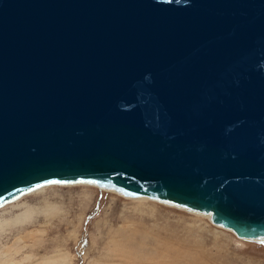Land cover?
<instances>
[{
    "label": "water",
    "instance_id": "1",
    "mask_svg": "<svg viewBox=\"0 0 264 264\" xmlns=\"http://www.w3.org/2000/svg\"><path fill=\"white\" fill-rule=\"evenodd\" d=\"M96 186L264 242V0H0V208Z\"/></svg>",
    "mask_w": 264,
    "mask_h": 264
},
{
    "label": "rangeland",
    "instance_id": "2",
    "mask_svg": "<svg viewBox=\"0 0 264 264\" xmlns=\"http://www.w3.org/2000/svg\"><path fill=\"white\" fill-rule=\"evenodd\" d=\"M0 264H264V242L148 199L50 186L0 210Z\"/></svg>",
    "mask_w": 264,
    "mask_h": 264
},
{
    "label": "bare ground",
    "instance_id": "3",
    "mask_svg": "<svg viewBox=\"0 0 264 264\" xmlns=\"http://www.w3.org/2000/svg\"><path fill=\"white\" fill-rule=\"evenodd\" d=\"M78 185H84V184H78ZM51 186H55V185H51ZM71 186H74V185H71ZM90 186V185H89ZM47 187H50V186H46V187H42V188H40V189H38V190H36V191H34V192H31V193H29V194H26V195H24V196H22L20 199H18V200H16L15 202H17V201H19V200H21L22 198H24V197H26V196H28V195H31V194H33V193H35V192H39V191H41L42 189H44V188H47ZM96 187V186H95ZM100 191H105V190H100ZM109 192H112V191H109ZM125 198V197H124ZM128 199H130V198H128ZM140 199H146V198H137V200H140ZM134 200H136V199H134ZM150 201H152V200H150ZM15 202H12V203H9V204H6L5 206H3L2 208H0V210L1 209H3V208H5L6 206H8V205H10V204H13V203H15ZM153 202H156V201H153ZM157 203H159V202H157ZM161 204V203H160ZM163 205H165V204H163ZM166 206H168V205H166ZM169 207H173V206H169ZM175 208V207H174ZM180 210H183V209H180ZM192 214H195V213H192ZM196 215H199V214H196ZM200 216H204V215H200ZM205 217H207V216H205ZM208 218V217H207ZM209 219V218H208Z\"/></svg>",
    "mask_w": 264,
    "mask_h": 264
}]
</instances>
